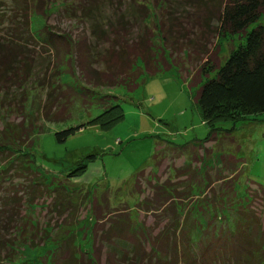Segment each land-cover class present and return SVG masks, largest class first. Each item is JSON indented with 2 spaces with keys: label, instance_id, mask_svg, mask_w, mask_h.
Segmentation results:
<instances>
[{
  "label": "trees",
  "instance_id": "1",
  "mask_svg": "<svg viewBox=\"0 0 264 264\" xmlns=\"http://www.w3.org/2000/svg\"><path fill=\"white\" fill-rule=\"evenodd\" d=\"M51 1L17 3L21 15L15 16L16 21L24 20L25 29L30 31L28 21L49 14ZM62 1L66 14L85 22L94 45L103 46L105 51L101 54L83 40L64 43L67 51L55 46V69L59 71L52 70L55 74L48 85L40 83L45 99L31 113L27 103L32 95L25 87L32 78L35 57L23 41L0 43V96L9 92L0 97V110L22 118L19 123H3L0 130V182L9 186L0 188V249L12 251L11 239L19 233L24 240L31 237L30 246L40 247L42 242H34L39 237L43 240L47 228L34 227L25 217L50 199L51 214L62 220L52 229L59 238L56 249L43 258L42 264H102V252L105 264H264V220L255 206L258 197L264 203V187L248 181V201H240L237 186L244 160L235 154L239 148L228 145V140L235 141V123L264 114V0H129L146 24L135 40L129 39L130 22L124 17L127 0ZM116 10L122 17L109 22L105 16ZM150 15L159 16L152 26L147 25ZM227 37H244L245 42L223 59L219 47L213 50L212 46L216 39ZM42 40L48 42L47 38ZM188 59L200 64L187 79L209 136L203 143L176 147L166 142L159 149L152 172L159 168L160 156L173 153L186 158L183 167L170 169L165 181L155 182L153 175L144 182L146 170L135 175L134 195H144L142 183L150 189L134 207L139 220L132 211L127 216L112 215L105 192L90 198L76 190L71 181L84 173L85 166L68 173L69 186L59 178H49V172L38 166L37 144L45 124L70 120L77 99L84 100L85 105L94 100L103 107L90 124L103 131L115 130L124 122L125 112L118 97L105 94V90L117 88L133 94L146 78L174 69L183 71ZM219 123H231L232 128L225 130ZM85 128L81 125L65 130L56 138L66 142ZM204 144L211 148L203 149L208 159L198 168L195 165L201 157L197 147ZM213 159L214 165L209 163ZM251 186L257 187L255 196ZM89 205L98 220L93 241L97 260L80 253L73 243L76 214L80 206L86 209ZM23 210L28 212L20 216ZM148 218L156 219L157 227H161L151 229ZM14 219L20 223L15 228L11 224Z\"/></svg>",
  "mask_w": 264,
  "mask_h": 264
},
{
  "label": "rangeland",
  "instance_id": "2",
  "mask_svg": "<svg viewBox=\"0 0 264 264\" xmlns=\"http://www.w3.org/2000/svg\"><path fill=\"white\" fill-rule=\"evenodd\" d=\"M129 2L131 3L129 0L126 2L127 8L124 11L126 13L124 17L130 22L128 25L129 39L135 40L144 31L146 24L142 22L140 16H137L132 3L129 4ZM17 3L23 6L24 0H16L15 4L13 0H0V43L4 40L8 41V39L23 41L28 45L31 54L34 55L32 78L26 83L25 90H27L28 95H32L27 103V110L35 113L39 102L45 99L43 96L45 93L41 90L40 83L43 86L48 85L53 74H55L52 70L59 71V69H55L57 68V60L53 54L55 46L63 51L65 49V47L63 48L64 43L70 42V40L72 42L83 40L86 46L90 44L101 54L105 48L98 46V44L94 45L85 22L72 20L66 14L65 8L67 6L62 5V0L51 1L49 14L32 17L28 21L31 25L30 31L25 29L24 20L21 23L16 21L15 16L21 15L15 6ZM116 11L117 13L111 12L105 16L109 22L115 23L118 18L122 17L121 13ZM158 17L157 15L152 18L150 15L147 25L152 26L158 22ZM13 21L16 23H12ZM43 37L47 38L48 42H43ZM213 42L212 49L214 50V47L218 46L221 56L226 59L233 50L245 42V38L227 37L216 39ZM108 47L106 46V48ZM95 52L97 53V51ZM95 52L94 56L96 57ZM198 63H192L188 59L184 63L183 71L174 69L155 78H146V81L144 80L145 82L133 94H128L117 88L112 91L105 90V94L118 97V103L125 112V120L122 125L112 131H103L94 124H90L101 114L103 107H99L93 102L94 100H89V103L85 105L84 100L82 102L81 99H77L72 104L70 120L59 124H45L44 132L38 138V166L43 171L49 172V178H59V182L68 184V186L70 183L66 178L68 173L81 165L85 166L84 173L71 181L72 186L76 190H80L83 196L90 198L98 193H107L112 215L127 216L132 211L139 220L140 214L134 207L150 193V189L142 183L146 190L144 195H134L135 175L146 170L145 175H143L145 178L142 179L145 180L144 182L150 180L148 178H152L153 175L155 182L158 180L165 181L170 174V169L183 167L186 164V158L184 156L178 157L176 154L172 155L173 153H170L166 158L160 156L157 162L159 168L152 172L155 170L153 159L159 149H163L167 145L166 142H172L176 147H185L187 144L191 146L193 143L199 144L198 142L203 143L209 136V129L202 119L201 112L193 103L194 91H191L190 80H188L191 75L197 72V66L200 65ZM22 86L24 88L25 83ZM6 94L9 92H3L0 97H5ZM20 94L16 93V95ZM5 110H0V130L4 128L3 123H19L22 119L19 120L13 115L9 116ZM230 124L219 123L225 130L232 128ZM235 124H237L234 132L235 143L233 142L234 145H232L233 143L228 140V145L233 149L239 148L238 151L235 152L234 150V152L238 158L244 160L243 174L237 189L240 201L241 199L248 201L247 197L249 196H247L246 191L247 186H250L248 181H254L264 187V114L242 118ZM81 125H85L86 128L77 132L66 142L62 143L57 140V133ZM197 148L200 151L201 160L200 163H196L195 167L200 168L208 159V155L204 153L203 149H210L211 146L204 144ZM229 152L232 153L233 150H229ZM219 156L215 155V157ZM209 163L214 165V159ZM10 174L6 175L10 176ZM155 182L153 181V184ZM0 184L2 190L9 188L3 180ZM68 189L70 190V188ZM251 189V194L255 196L256 191L258 192L257 187L251 186ZM104 196L106 195L104 194ZM51 201L50 199L44 200L45 204L38 206L29 214L26 210L19 212L20 216L27 213L25 219L32 222L34 227L38 226L43 230L47 228V237H45V233L43 240L42 237H39L34 242V244L42 242L40 247L33 248L29 245L31 244L29 242L31 237L29 236V239L24 240L22 236L19 237V233L16 235L17 239L16 237L11 239L14 240L12 251L0 249V264H42L43 258L56 249V241L59 238L55 236L56 233L52 229L55 230L62 219L51 214L52 208L49 205ZM255 206L264 220V203L260 197L255 201ZM13 221L12 227H18L19 221ZM75 221V229L72 233L75 248L79 252H85L88 256L96 259L98 252H95L96 248H93L96 247V245L93 246V241L98 220L91 212V205L86 209L84 206H80ZM147 221L151 229L158 230L161 227H157L156 219L148 218ZM9 226L11 227V225H7V228ZM100 260L102 264H105V252H102Z\"/></svg>",
  "mask_w": 264,
  "mask_h": 264
}]
</instances>
